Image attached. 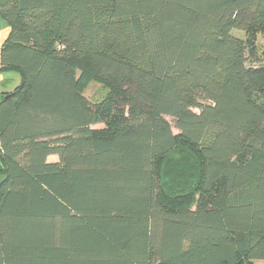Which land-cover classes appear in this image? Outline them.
Returning a JSON list of instances; mask_svg holds the SVG:
<instances>
[{
	"label": "trees",
	"instance_id": "obj_1",
	"mask_svg": "<svg viewBox=\"0 0 264 264\" xmlns=\"http://www.w3.org/2000/svg\"><path fill=\"white\" fill-rule=\"evenodd\" d=\"M0 18L20 77L0 96V264H264V67L231 35L264 28V0H4ZM179 146L196 160L168 197Z\"/></svg>",
	"mask_w": 264,
	"mask_h": 264
},
{
	"label": "rangeland",
	"instance_id": "obj_2",
	"mask_svg": "<svg viewBox=\"0 0 264 264\" xmlns=\"http://www.w3.org/2000/svg\"><path fill=\"white\" fill-rule=\"evenodd\" d=\"M4 0H0L3 2ZM9 28L8 25L0 18V51L8 36ZM231 35L235 38L243 40L246 44L247 52L246 59L248 66H262L264 67V28L261 26L253 27L246 32L232 31ZM79 73H77V76ZM20 84V77L15 72H0V96L5 93H11ZM83 94L92 103L97 104L102 102L108 93V90L98 82L97 80L88 79L83 82ZM193 112L198 113V109H194ZM169 122L170 119L167 118ZM95 128H101L102 125H96ZM173 132L176 131L173 129ZM196 160V156L192 151H188L183 147H177L173 150L159 165V175L162 179L163 190L168 193L173 191V182L176 179V171L180 169L190 168V161ZM49 162L57 161L56 157H49ZM1 180V176H0ZM177 192V190H175ZM169 195L168 197H170Z\"/></svg>",
	"mask_w": 264,
	"mask_h": 264
}]
</instances>
